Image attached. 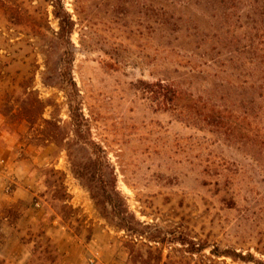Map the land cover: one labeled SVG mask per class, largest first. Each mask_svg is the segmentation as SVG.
<instances>
[{
    "label": "rangeland",
    "instance_id": "1",
    "mask_svg": "<svg viewBox=\"0 0 264 264\" xmlns=\"http://www.w3.org/2000/svg\"><path fill=\"white\" fill-rule=\"evenodd\" d=\"M63 6L84 138L44 77L36 29L5 12L44 15L51 36L50 0H0V264H264V103L256 136L247 115L248 32L264 0ZM159 81L177 86L184 115L151 93ZM26 87L46 105L34 126L20 116ZM88 186L120 196L131 233L104 219Z\"/></svg>",
    "mask_w": 264,
    "mask_h": 264
},
{
    "label": "trees",
    "instance_id": "2",
    "mask_svg": "<svg viewBox=\"0 0 264 264\" xmlns=\"http://www.w3.org/2000/svg\"><path fill=\"white\" fill-rule=\"evenodd\" d=\"M51 15L57 23V31L53 32L49 36L45 31L48 27L44 21V15L38 19H30L31 17H24L18 11L12 10L11 7L6 8V16L9 22L14 25L27 24L36 29V37L42 42V56L44 61V77L49 70L56 78V84H52L56 89L61 91L66 99L68 108V115L72 127L73 138H84L82 133L87 132V126L80 115V100L77 92L76 84L72 79V65L74 61L73 45L71 43V35L74 29V22L71 16L66 12L63 6V0H50ZM261 19H264V13L260 15ZM30 19V20H29ZM248 55H249V111L248 113V132L252 136H256L258 131L255 130L253 119L259 117L258 109L261 108V104L264 103V23L255 28H250L248 32ZM57 61V63H55ZM257 77V78H256ZM165 82L159 81L158 87L162 91L151 92L153 95L158 94L159 98H162L164 105H168L170 110L180 111L179 115H184L182 110H179L180 103L182 101L181 92L173 84H164ZM24 98L21 101L20 116L23 121L29 126H34L37 121L42 120L45 103L38 97V95L30 90L28 87L24 89ZM258 93H260L258 95ZM178 109V110H177ZM186 115V120H191V116ZM254 116V118H253ZM214 117L216 112L209 111L207 119L205 121L206 126H212L214 124ZM193 121V120H191ZM203 121V122H204ZM46 126H53L51 121H43ZM217 125V124H214ZM56 127V126H55ZM255 127V128H254ZM255 132V133H254ZM249 135V134H248ZM249 135V137H250ZM48 138L51 136L48 135ZM89 143V142H86ZM90 144V143H89ZM89 144H84L88 146ZM71 159V155L68 154ZM79 169H82L81 171ZM86 167L81 165L73 166V173L78 179H83L84 170ZM83 171V172H82ZM92 201H94L96 207L100 210L105 220L109 221L115 228L123 231L127 234L131 233L130 221L131 215L125 208V205L120 196L114 192V190L107 191L105 189H99V193L95 194L94 190L90 186L87 187ZM115 200L118 202L116 203ZM47 244V251L51 250V253H57V250L51 246V242L48 238H44ZM193 254V252H190ZM219 257V256H218ZM231 259H235L236 256H229ZM242 261H246L245 258H240ZM56 260H51L54 263ZM247 262H252L249 260Z\"/></svg>",
    "mask_w": 264,
    "mask_h": 264
}]
</instances>
